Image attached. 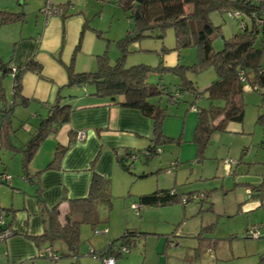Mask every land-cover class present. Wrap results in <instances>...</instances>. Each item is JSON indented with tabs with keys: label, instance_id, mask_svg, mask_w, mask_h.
I'll return each instance as SVG.
<instances>
[{
	"label": "rangeland",
	"instance_id": "rangeland-1",
	"mask_svg": "<svg viewBox=\"0 0 264 264\" xmlns=\"http://www.w3.org/2000/svg\"><path fill=\"white\" fill-rule=\"evenodd\" d=\"M4 1L8 3V10H23V21L17 25L21 24L24 36L36 31L40 19L36 25L35 15L40 17L46 0H0V3ZM103 6L105 8L101 12L94 11L96 13L93 12L90 18L106 35L103 51L113 63L122 53L117 40L133 27V21L128 18V12L115 3L106 2ZM186 8L188 10L190 5ZM228 11L210 13L211 22L219 26L212 38L215 50L221 49L223 40L239 30L237 19ZM15 30L16 36L20 37L21 28ZM158 34H162V37L159 38ZM124 55L126 66L138 63L156 66L160 61L169 65L178 61L187 67L197 61V48L188 46L176 49L173 28L167 27L162 32L158 29L146 32L138 40L128 43ZM186 76L194 83L198 96L185 91L178 101L170 102L167 89L178 84L179 77L170 71L148 73L146 80L149 83L157 84L162 89L165 87L160 96L149 98L150 102L165 108L166 112L161 130L168 139L157 145L155 154L145 156L142 152L137 153L135 158L128 160L129 170L122 169L115 158L108 161L104 156L103 160H98L101 151L94 162L89 161L93 168L100 163L107 170L106 177L111 184V208L108 212L103 206H98L100 221L95 229L111 227L112 233L117 234L116 238L127 228L149 232L143 245L137 242L126 256L116 259V264H256L264 253V237L260 227L259 237L245 234L252 224L264 220V188L261 203L254 208H245L248 202L246 185H258L264 181V121L258 120L259 114H264V107L259 91L245 86L242 122H231L224 130L213 132L202 156L198 157L197 144L193 139L197 112L193 106H209L205 88L216 75L211 66H206L196 72L187 70ZM10 78V74L1 77L7 96L10 95ZM34 111L35 108L19 105H13L11 109L12 125L8 132L11 141L8 140L0 150V172L5 168L4 173L10 174L13 179H27L22 172V153L16 150V146L27 142L38 124ZM41 112L44 114V110ZM61 131L49 134L41 142L29 162L31 166H41L50 160L56 142L63 135ZM78 143L75 140L71 144ZM11 181L0 187V198L3 200L7 197L6 191L16 192L9 186ZM13 185L24 188L17 182ZM170 188L182 198L189 195L190 199L185 203L177 200L165 205L145 206L139 213L131 207L141 194ZM28 190L31 192L32 188ZM201 195L205 196L203 200ZM28 199L31 201L33 197ZM27 213L30 218V213ZM81 228L82 261L93 264L96 256L89 254V244L95 247L107 234L94 233V227L86 223H82ZM166 244L169 245L168 249L163 252Z\"/></svg>",
	"mask_w": 264,
	"mask_h": 264
},
{
	"label": "trees",
	"instance_id": "trees-1",
	"mask_svg": "<svg viewBox=\"0 0 264 264\" xmlns=\"http://www.w3.org/2000/svg\"><path fill=\"white\" fill-rule=\"evenodd\" d=\"M100 3L113 2L128 12V18H132L133 27L117 40V46L122 53L111 63L106 52L97 55V67L93 71H76L72 63L65 65L67 73L66 87L89 85L93 87V94L107 96L111 99L121 95L119 104L123 107L137 109L142 115L151 119L152 137L144 151H129L124 149L115 154L116 162L124 169L129 170V159L136 157L137 153L152 156L157 152V145L164 142L168 137L164 136L161 127L166 116L165 108L149 101L152 96H160L163 93L157 84L149 83L146 79L148 73L155 71L159 74L170 71L180 79L171 89H167L168 100L176 102L183 92L188 91L198 96L194 83L186 76V71L196 72L206 66H211L215 72V79L205 88L209 106L199 108L193 106L197 112V122L194 128L193 139L197 144V156L201 157L206 144L213 132L224 130L229 122H242L244 116L243 93L245 86L259 91L264 107V0H98ZM190 5L187 10L186 6ZM239 10L245 20L244 25L223 40V47L215 50L212 46V38L218 32L219 26L210 20L212 11ZM137 15L135 16V12ZM22 11L0 9V22L12 23L23 20ZM167 27H172L175 36V48L180 49L188 46L197 48V61L192 66H183L177 61L173 65L163 64L160 61L156 66L143 63L124 65V52L128 43L136 41L146 32L158 29L161 32ZM159 38L162 34L157 35ZM1 68H6L3 64ZM40 63L30 60L25 66L13 69L12 73V100L4 107V117H11L12 106L16 102L25 105L26 100L21 96V73L24 70H34L40 74ZM7 70V68H6ZM4 73H0V78ZM241 78H244L242 81ZM63 95L58 91L54 101L48 106L46 116L42 117L35 130L30 133L27 142L19 148L22 151V172L27 177V165L34 155L38 145L49 133L55 131L61 124L68 121L72 109L68 103L62 102ZM19 100V101H17ZM193 105V104H191ZM258 120L264 121V114H259ZM4 130H0V147L4 145ZM68 146H56L54 156L48 166L59 165L60 159ZM4 173V170L0 174ZM8 184L0 181V186ZM110 179L104 175L91 171L87 193L83 197L68 198L67 210L64 214V223L57 221V204L48 208L40 197L37 202L44 221V229L41 234L27 235L42 250V243H50L55 239L63 238L67 243L71 255L79 254V226L86 223L94 227L99 223L98 206H103L108 212L111 208ZM254 196L261 194L264 181L258 185H246ZM203 200L205 196L201 195ZM189 198H182L176 190L157 189L138 196V205L158 206L169 204L174 201L185 203ZM136 203V202H135ZM7 211V217L11 209L0 206ZM140 208V209H141ZM139 210H135L139 213ZM9 223V220H8ZM149 232L140 231L136 228H127L117 238L95 251L89 252L99 259L104 255H111L116 259L126 256L130 248L137 242L144 244L145 236ZM16 231L12 230V235ZM166 241L171 242L169 238ZM167 245V244H166ZM125 246L128 251L122 252ZM47 247V246H45ZM54 252V251H53ZM56 256H59L54 252ZM256 264H264V253L259 257Z\"/></svg>",
	"mask_w": 264,
	"mask_h": 264
},
{
	"label": "crops",
	"instance_id": "crops-1",
	"mask_svg": "<svg viewBox=\"0 0 264 264\" xmlns=\"http://www.w3.org/2000/svg\"><path fill=\"white\" fill-rule=\"evenodd\" d=\"M52 1L62 7V13L49 16L47 19L42 14L40 17L35 15L36 25L38 19H40V23L36 31H31L26 36L22 32L21 24L20 26L17 25L18 21L0 22V73L3 72L11 76L9 96L4 93L5 83L0 78V101L2 102L0 103V130H4V145L7 144L8 140L11 141L8 133L9 127L12 125L11 119L7 120L3 117L4 107L12 100L13 78L9 68L13 71L15 68L23 67L31 59L40 63V74L34 70H24L21 73L20 93L26 103L25 105L20 102L14 104L25 108H35L36 111L33 113L37 115L38 124L40 119L46 116L47 108L54 101L58 91L63 95L62 102L68 103L72 109L68 121L51 132H60V128H62L61 134L63 135L56 142L50 160L35 167L28 163L27 179H23V181L11 177L10 180L12 181L9 186L16 192L13 190L6 191V199L0 198V206L11 209L8 220L12 229L16 231V234L0 242V264L15 262H26V264H89L82 261V224L79 226L80 253L77 257L71 255L63 238L55 239L48 244H41V247L48 246L56 252L59 255L56 258L36 255L38 247L27 235L41 234L44 229V221L37 198L40 197L48 208L57 204L56 219L62 225L67 210V199L86 195L90 172L94 170L104 176L108 173L100 163L96 165V168L89 165V161L94 162L97 153L102 152L98 160H103L106 156L109 161L110 158L111 160L114 159L115 154L124 149L144 151L152 137L151 119L142 115L137 109L121 106L119 104L122 100L121 95L111 99L107 96L93 94V87L89 85L65 86L67 82L65 65L72 63L74 70L79 72L93 71L97 67V55L104 52V37L106 35L101 28L93 23L90 17L96 10L101 12L105 8L104 3L102 4L98 0ZM4 5L5 7H1ZM7 6L8 3L5 1L0 3L1 9H8ZM17 27L21 28L20 37L16 36L15 29ZM3 64L7 70L1 68ZM43 110L44 114L41 112ZM80 129L86 132L84 139L78 141L80 142L78 144H71L75 141V132ZM58 145L68 147L62 155L59 165L50 167L48 163L52 160ZM3 146L1 145L0 150ZM20 146H16V150L21 151L19 148L17 149ZM3 170L5 171V168ZM15 182L24 188H15L13 185ZM30 187L32 188L31 192L28 190ZM28 197H33V200L29 201ZM260 197L261 194L258 196L252 194L251 197L246 198L248 202L245 208L258 206L261 203ZM27 212L30 213V218ZM252 227L257 229L260 227V233L264 237V220L256 225L252 224ZM104 229L106 231L99 234H107V237L103 238L102 241L100 240V244L98 243L95 247L89 244V248L99 251L109 241L116 238L117 234L112 233L111 227H104L102 230ZM168 246H165L163 252ZM57 250L62 252H57ZM35 258H39L37 262ZM86 258L88 257L86 256ZM94 259L93 264H101L99 258Z\"/></svg>",
	"mask_w": 264,
	"mask_h": 264
},
{
	"label": "built area",
	"instance_id": "built-area-1",
	"mask_svg": "<svg viewBox=\"0 0 264 264\" xmlns=\"http://www.w3.org/2000/svg\"><path fill=\"white\" fill-rule=\"evenodd\" d=\"M229 14L237 19L238 21V26L239 28H241L244 23L245 20L242 17V14L239 10H229L228 11ZM62 13V7L56 3H54L52 0H46L44 6L41 9V14L44 16L45 19H47L49 16L52 15H58ZM242 81H244V78H241ZM86 135V132L82 129L77 130L75 132V140H83L84 137ZM135 158V157H133ZM226 162L229 165V161L226 160ZM11 176L8 173H2L0 174V181L4 180V181H10ZM251 197V191L249 188H246V198ZM131 207L134 208L136 211L139 210L141 207L138 205V203H132ZM12 227L10 226V224L8 223V217H7V211L3 208H0V241H4L6 238L10 237L12 235ZM106 229L104 230H98V229H94L95 233H103L105 232ZM246 235L249 236H254V237H259V232L258 229L256 227H252L249 228L246 231ZM93 249L90 248L91 252ZM121 251L122 252H127L128 249L125 246L121 247ZM37 256L42 257V256H46V257H51V258H56L57 256L54 254V252L50 249V247H44L42 250H37L36 253ZM92 255V254H91ZM94 256V255H92ZM96 256V255H95ZM101 260V264H115V259L113 256L111 255H104L100 258ZM10 264H26V262H15V263H10Z\"/></svg>",
	"mask_w": 264,
	"mask_h": 264
},
{
	"label": "water",
	"instance_id": "water-1",
	"mask_svg": "<svg viewBox=\"0 0 264 264\" xmlns=\"http://www.w3.org/2000/svg\"><path fill=\"white\" fill-rule=\"evenodd\" d=\"M137 2H141V0H137ZM137 15V11L135 12V16Z\"/></svg>",
	"mask_w": 264,
	"mask_h": 264
}]
</instances>
